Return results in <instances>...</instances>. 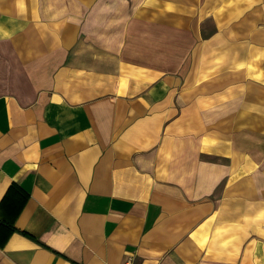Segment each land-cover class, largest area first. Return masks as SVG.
Wrapping results in <instances>:
<instances>
[{
	"label": "crops",
	"instance_id": "1",
	"mask_svg": "<svg viewBox=\"0 0 264 264\" xmlns=\"http://www.w3.org/2000/svg\"><path fill=\"white\" fill-rule=\"evenodd\" d=\"M0 264H264V0H0Z\"/></svg>",
	"mask_w": 264,
	"mask_h": 264
}]
</instances>
